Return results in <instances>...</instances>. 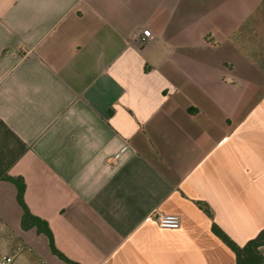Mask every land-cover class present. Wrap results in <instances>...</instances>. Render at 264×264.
Wrapping results in <instances>:
<instances>
[{
	"label": "crops",
	"instance_id": "1",
	"mask_svg": "<svg viewBox=\"0 0 264 264\" xmlns=\"http://www.w3.org/2000/svg\"><path fill=\"white\" fill-rule=\"evenodd\" d=\"M263 3L0 0V120L27 147L6 175L65 258L235 264L212 223L264 229ZM16 195L0 180V260L69 264Z\"/></svg>",
	"mask_w": 264,
	"mask_h": 264
},
{
	"label": "trees",
	"instance_id": "2",
	"mask_svg": "<svg viewBox=\"0 0 264 264\" xmlns=\"http://www.w3.org/2000/svg\"><path fill=\"white\" fill-rule=\"evenodd\" d=\"M27 150L21 140L0 120V160L4 157L7 162L2 164L0 161V180L9 181L16 187V199L23 210L21 227L23 229L34 228L37 234H42L48 239L50 250L60 259L75 264L65 258L53 245L52 233L47 224L37 217L32 216L23 202L24 184L21 178H12L6 175V170L11 167ZM197 206L208 216L212 214L208 207L203 203H196ZM212 233L219 238L234 254L235 264H264V256L261 247L264 246V229H262L253 239L247 241L243 246L234 243L218 226L212 223Z\"/></svg>",
	"mask_w": 264,
	"mask_h": 264
},
{
	"label": "built area",
	"instance_id": "3",
	"mask_svg": "<svg viewBox=\"0 0 264 264\" xmlns=\"http://www.w3.org/2000/svg\"><path fill=\"white\" fill-rule=\"evenodd\" d=\"M150 39V32L148 30L142 31V37L139 38L141 43L145 42L146 40ZM156 224L158 227L162 229H178L180 227V218L176 215H160L155 219ZM12 262L11 257H2L0 260V264H9Z\"/></svg>",
	"mask_w": 264,
	"mask_h": 264
},
{
	"label": "rangeland",
	"instance_id": "4",
	"mask_svg": "<svg viewBox=\"0 0 264 264\" xmlns=\"http://www.w3.org/2000/svg\"><path fill=\"white\" fill-rule=\"evenodd\" d=\"M263 7L261 8L262 9V15H263V20H264V3H263V5H262ZM244 30L246 29V31H248V29H250V24L248 25V26H246V27H244L243 28ZM264 64V63H263ZM1 162H2V164H5L6 162H7V158L6 157H4L2 160H0ZM44 239V241H47L46 240V238H43ZM35 261V260H34ZM37 261H38V263H43V262H45V264H47V262L45 261V259H37ZM29 262V261H28ZM35 263L37 264V262L35 261Z\"/></svg>",
	"mask_w": 264,
	"mask_h": 264
}]
</instances>
